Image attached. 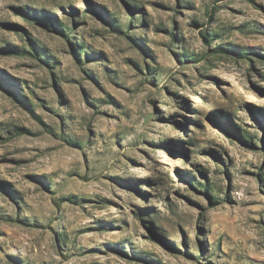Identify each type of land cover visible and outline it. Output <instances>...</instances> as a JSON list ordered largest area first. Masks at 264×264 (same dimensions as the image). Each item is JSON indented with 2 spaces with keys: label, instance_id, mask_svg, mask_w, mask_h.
Returning <instances> with one entry per match:
<instances>
[{
  "label": "rangeland",
  "instance_id": "obj_1",
  "mask_svg": "<svg viewBox=\"0 0 264 264\" xmlns=\"http://www.w3.org/2000/svg\"><path fill=\"white\" fill-rule=\"evenodd\" d=\"M0 264H264V0H0Z\"/></svg>",
  "mask_w": 264,
  "mask_h": 264
},
{
  "label": "trees",
  "instance_id": "obj_2",
  "mask_svg": "<svg viewBox=\"0 0 264 264\" xmlns=\"http://www.w3.org/2000/svg\"><path fill=\"white\" fill-rule=\"evenodd\" d=\"M61 29H60V32H61V34L63 35V37L65 38V40H68L69 38V33L67 32V30H66V28L63 26V25H61ZM202 34V37H203V39L204 40H209V35L208 34H204V32H202L201 33ZM84 54H85V52H84ZM213 114H210V116H212ZM246 139V138H245ZM244 139V141H247V140H245Z\"/></svg>",
  "mask_w": 264,
  "mask_h": 264
}]
</instances>
